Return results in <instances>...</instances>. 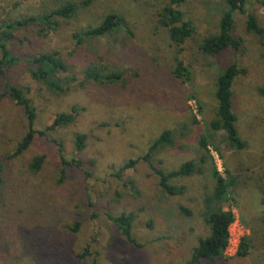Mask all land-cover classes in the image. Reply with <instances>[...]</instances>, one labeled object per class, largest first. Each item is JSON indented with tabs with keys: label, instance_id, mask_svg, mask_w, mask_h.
I'll list each match as a JSON object with an SVG mask.
<instances>
[{
	"label": "rangeland",
	"instance_id": "374dc122",
	"mask_svg": "<svg viewBox=\"0 0 264 264\" xmlns=\"http://www.w3.org/2000/svg\"><path fill=\"white\" fill-rule=\"evenodd\" d=\"M61 1L0 0V23L43 14ZM71 1L78 9L72 18L58 19L57 29L39 33V26H28L8 43L17 60L6 68V80L24 89L35 112L33 127L45 133L12 156L27 121L21 107L0 97V264H184L209 234L202 213L215 183L212 166L231 182L222 207L240 220L249 249L243 257L223 253L199 264H264V41L245 28L247 13L264 26V6L249 1L245 13H235L239 48L212 56L199 45L218 32L224 0L179 3L193 33L178 46L159 21L170 0ZM108 14L122 25L77 42L75 34ZM53 52L65 67L58 74L65 89L58 93L30 75L31 57ZM177 62L186 69L180 78ZM231 63L240 70L231 89L236 128L246 142L242 150L210 127L216 79ZM88 69L119 79L95 82L85 77ZM61 113L73 121L46 129ZM164 130L173 143L142 159ZM76 134L85 135L81 150ZM37 156L42 163L33 170ZM130 160L137 162L124 168ZM189 160L201 173L172 179L182 191L165 194L151 166L168 172ZM121 213L133 215L134 243L106 215Z\"/></svg>",
	"mask_w": 264,
	"mask_h": 264
},
{
	"label": "trees",
	"instance_id": "16d2710c",
	"mask_svg": "<svg viewBox=\"0 0 264 264\" xmlns=\"http://www.w3.org/2000/svg\"><path fill=\"white\" fill-rule=\"evenodd\" d=\"M182 1L183 0H170L171 5L163 9L159 19L160 24L167 28L169 38L176 46L182 44L193 33L191 22L183 19V13L177 7ZM249 1L264 6V0H224L225 10L218 21V32L214 35L205 37L199 45V49L203 53L215 56L228 48H239L240 40L232 33L234 14L245 13L246 5ZM77 9L78 6L73 1L62 0L59 6L43 14L29 15L0 23V89L3 88L0 97L7 95L17 106L21 107L27 121V130L17 143L12 156H17L26 150L32 143L35 134H44L45 132L37 131L33 127L35 112L30 99L25 95L24 89L10 84L6 80V68L14 64L17 60V58L11 54L8 43L14 38V32L16 30L28 26H39V33L49 29L55 30L59 25L58 19L72 18ZM122 23V19L116 14H108L97 26L87 29L82 34H75L74 37L77 42L80 43L82 42L83 36H103L118 28ZM245 28L247 32L259 36L264 41V26L260 25L256 17L251 13H247ZM30 62L32 64V68L30 69L32 79L42 82L53 92L58 93L64 91L65 88H63L58 74H60L65 67L56 53H36L31 57ZM185 71L186 69L182 66L181 62H177L176 68L174 69L175 76L180 78L185 75ZM239 73L240 70L237 65L231 63L217 76L215 89V99L217 101L216 118L210 122V127L214 131L224 132L227 144L236 150L246 148V142L241 139L238 134L236 128L237 118L232 111L231 88L234 79ZM85 77L95 82H114L119 79V74H103L88 69L85 71ZM73 119L72 114H57L53 122L47 126L46 129H53L56 126L70 123ZM84 138L85 135L76 134L75 145L77 150L83 148ZM172 143L171 131L164 130L153 141L142 159L148 161L153 150L163 145H171ZM201 145L206 149L204 140H202ZM42 159L41 156L35 157L30 163V168L38 170L42 163ZM201 160L203 161L204 159L201 158ZM136 162V160H130L124 165V168L130 167ZM151 168L157 177L159 187L167 195H177L182 191L181 188L171 183L172 179L190 176L194 173H201V169L197 167L196 163L192 160L186 161L180 164L178 168L168 172L154 166H151ZM2 170L3 166L0 162V198L3 191ZM212 175L215 179L214 187L211 194L204 198V210L202 213L206 224L209 226V234L199 239L197 245L191 250L189 260L184 264H199L202 260L213 261L222 256L227 246L228 227L233 221L234 215L231 210H224L222 203L228 199L227 194L231 182L227 181L215 166H212ZM63 176L64 170L61 171V177L63 178ZM181 211L187 216L190 215V211L185 208H181ZM106 215L115 224L125 240L129 243H134L132 235L133 215L131 213H121L117 216L111 214ZM74 225L73 229H77L79 223H75ZM248 249V238L244 237L240 241L236 255L239 257L246 256L248 254ZM86 254L87 253H83V255ZM91 264H97L96 260H92Z\"/></svg>",
	"mask_w": 264,
	"mask_h": 264
},
{
	"label": "built area",
	"instance_id": "2783aa9c",
	"mask_svg": "<svg viewBox=\"0 0 264 264\" xmlns=\"http://www.w3.org/2000/svg\"><path fill=\"white\" fill-rule=\"evenodd\" d=\"M245 229L240 220L234 216L233 221L228 227L227 246L224 254L232 256L237 253L241 239L244 237Z\"/></svg>",
	"mask_w": 264,
	"mask_h": 264
}]
</instances>
